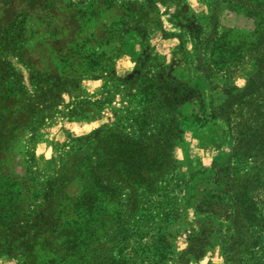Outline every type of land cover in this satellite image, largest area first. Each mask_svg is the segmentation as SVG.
<instances>
[{"label":"rangeland","instance_id":"rangeland-1","mask_svg":"<svg viewBox=\"0 0 264 264\" xmlns=\"http://www.w3.org/2000/svg\"><path fill=\"white\" fill-rule=\"evenodd\" d=\"M10 44L23 45L24 57L31 53L39 71L64 85L59 106L30 97L27 69ZM123 56L131 71L112 75ZM263 56L264 0H0V173L54 178L84 143L73 137L102 130L87 149L110 168L95 173L109 187L107 252L139 258L151 249L166 264H231V198L258 162L235 152L219 109L257 76ZM66 106L76 119L66 118ZM79 189L73 180L66 192ZM249 201L264 235V186L250 189ZM43 255L39 247L5 251L0 264Z\"/></svg>","mask_w":264,"mask_h":264},{"label":"trees","instance_id":"trees-1","mask_svg":"<svg viewBox=\"0 0 264 264\" xmlns=\"http://www.w3.org/2000/svg\"><path fill=\"white\" fill-rule=\"evenodd\" d=\"M129 29L128 26L126 31ZM35 45L32 44L31 51ZM8 48L17 62L27 69V80L33 87L30 97L35 103L43 104L52 98L53 105L59 106L64 85L39 71L37 63L30 59L31 53L24 57L23 45L22 49L12 44ZM258 65L257 76L247 81L241 90L231 94L233 97L227 106L222 105L219 109L225 112L224 121L235 152L258 162L252 174L235 188L231 198L230 216L235 223L232 242L234 254L227 259L231 264L235 255V264H264V235L260 233L259 220L251 210L249 201V190L264 186V56ZM111 73L114 75L113 71ZM11 81L16 83L19 91L26 93L19 77H12ZM31 112L33 122L38 124L34 120L43 119V116H39L41 109L33 106ZM215 113L211 111L207 116L214 118ZM65 116L68 120L78 117L73 108L67 109ZM194 121L200 122V117L195 115ZM96 131L87 136L73 137L76 141L84 139V143L66 155L71 154L73 159L64 160L54 178L38 182V177L30 173L28 178L0 173V253H19L20 250L30 253L39 247L47 258L32 264H166L168 260L158 261L151 249L144 257H125L119 253L117 259L102 245L104 235L113 234L105 226L107 220L104 218L107 209L104 201L108 197L109 187L104 180L96 181L95 173L104 175L110 168L88 150L92 133ZM116 140L122 144L123 135L117 133ZM29 161L34 166V151L29 154ZM118 166L112 171L116 180L125 176ZM73 180L78 181L80 189L69 195L66 187ZM119 192L116 191V194ZM121 195L118 194V207L121 206ZM124 239L122 237V242Z\"/></svg>","mask_w":264,"mask_h":264},{"label":"crops","instance_id":"crops-1","mask_svg":"<svg viewBox=\"0 0 264 264\" xmlns=\"http://www.w3.org/2000/svg\"><path fill=\"white\" fill-rule=\"evenodd\" d=\"M132 66L133 65L130 58L123 56L115 62L113 72L115 73L116 76L123 77L131 71Z\"/></svg>","mask_w":264,"mask_h":264}]
</instances>
